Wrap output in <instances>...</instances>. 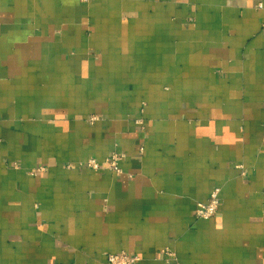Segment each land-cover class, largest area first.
I'll return each mask as SVG.
<instances>
[{
    "label": "crops",
    "instance_id": "obj_1",
    "mask_svg": "<svg viewBox=\"0 0 264 264\" xmlns=\"http://www.w3.org/2000/svg\"><path fill=\"white\" fill-rule=\"evenodd\" d=\"M166 245L264 264V0H0V264Z\"/></svg>",
    "mask_w": 264,
    "mask_h": 264
},
{
    "label": "built area",
    "instance_id": "obj_2",
    "mask_svg": "<svg viewBox=\"0 0 264 264\" xmlns=\"http://www.w3.org/2000/svg\"><path fill=\"white\" fill-rule=\"evenodd\" d=\"M98 118V115L93 114L90 116L89 121L93 123L98 120ZM124 157L125 154L123 152L115 151L107 156L103 162L96 157H90L81 162L80 166L88 167L94 170H99L103 167H106L117 174H122L124 170L121 167L120 162ZM68 166H72V164H68ZM44 170V166H39L30 172L37 174ZM220 204L221 188L215 187L211 190L210 196L206 202H198L196 204L195 216L203 219L211 218L217 213ZM159 254L166 264H181L178 260L177 254L171 246L166 245L160 248ZM106 260L107 264H139V262L142 260V256L139 254H129L126 251H121L118 253H109Z\"/></svg>",
    "mask_w": 264,
    "mask_h": 264
}]
</instances>
